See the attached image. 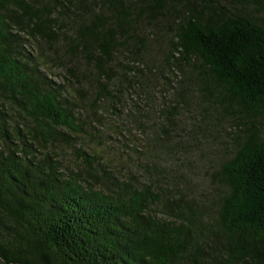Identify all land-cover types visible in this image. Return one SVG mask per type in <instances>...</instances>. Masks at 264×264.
<instances>
[{
  "label": "trees",
  "instance_id": "16d2710c",
  "mask_svg": "<svg viewBox=\"0 0 264 264\" xmlns=\"http://www.w3.org/2000/svg\"><path fill=\"white\" fill-rule=\"evenodd\" d=\"M192 80L239 126L207 182L159 158ZM0 264H264V0H0Z\"/></svg>",
  "mask_w": 264,
  "mask_h": 264
},
{
  "label": "rangeland",
  "instance_id": "374dc122",
  "mask_svg": "<svg viewBox=\"0 0 264 264\" xmlns=\"http://www.w3.org/2000/svg\"><path fill=\"white\" fill-rule=\"evenodd\" d=\"M263 14L262 12L260 15ZM160 34H164V30L160 31ZM162 42L160 44L159 48L153 47L150 48L149 51L144 55V59L157 61L160 60V48H161ZM159 72L158 74L162 77L164 68L163 64L160 68H158ZM175 74V82H172V87L177 88L178 82L181 78H183L182 73L180 70L174 66L173 73ZM167 77L164 79L162 78L163 82V88L166 87L167 82L165 81ZM170 81H171V77ZM194 83V84H193ZM200 85L195 82V80H192L191 83V93L186 92V99L185 104L179 103L178 106L175 104V99L172 94V92H163L164 98H165V107H164V113L171 112L172 108L175 106L177 115L174 116L172 125V129H174V132L172 133V136L177 134V136L174 138L176 141L182 145V147L186 146L188 147V155L185 156L180 161H174L171 160L169 157H159L161 166L166 163L170 168L175 167L180 162L184 163V167L182 170H184L188 175L195 174L196 176H191L194 181H200L207 182L208 178L203 173L204 168L209 165L210 168H216L219 164V161L221 157H223L225 154H223L226 150V147L229 146L231 142V137L234 138V134L236 133L237 128L239 127L235 120H232L230 116H223L220 117L217 115V112L215 110H205V108H202L205 106L204 102L202 103L201 100V94H199L197 91V88H199ZM142 97H136V94L134 93L133 89L130 90V93L124 94V99L129 103V105L135 100L142 101ZM177 99V98H176ZM168 100H171L168 103ZM204 109V112L201 110ZM108 120L107 122H111V124H119L121 121L122 124H119L120 127L123 128H129L132 125L131 118L127 119L124 116H121L119 114V117L121 120L118 119V121H113L111 116L108 114H105ZM217 119V122L215 120ZM199 122V126L202 128V130L199 129H193L191 130L193 124L196 125ZM192 124V125H191ZM176 128H175V127ZM131 131L134 132L133 127L130 128ZM180 129H183L187 132V135H183L180 133ZM189 129L191 130L189 132ZM188 130V131H187ZM172 131V130H171ZM180 133V135H179ZM182 134V135H181ZM129 142V144H131ZM113 148L110 153L101 154L102 160H110L112 164L117 166V168H123L122 166H125L128 164V166H131V169H135L137 172H139V169L141 168L138 164V162L134 161H127L121 154L123 151L120 149V145L112 144ZM99 147H96L95 145L92 146L91 153L99 155ZM115 152V153H114ZM111 153L113 155H111ZM137 156H133V159H135ZM69 159H73L71 155L68 156ZM177 158V156H176ZM178 159V158H177ZM201 168L199 169H195ZM80 168V167H79ZM158 173V172H157ZM157 178V177H156ZM160 180V178H159ZM199 187H203V184H200Z\"/></svg>",
  "mask_w": 264,
  "mask_h": 264
}]
</instances>
